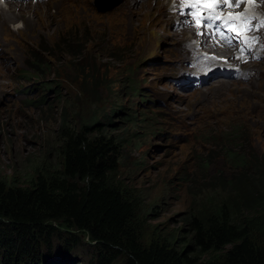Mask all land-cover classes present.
<instances>
[{
  "label": "rangeland",
  "instance_id": "1",
  "mask_svg": "<svg viewBox=\"0 0 264 264\" xmlns=\"http://www.w3.org/2000/svg\"><path fill=\"white\" fill-rule=\"evenodd\" d=\"M103 1L117 4L103 13L95 0H0L1 8L23 12L9 18L0 10V180L18 179L23 186L26 159L41 156L61 110L78 118L102 108L109 128L130 114L135 121L115 131L132 141L123 154L122 178L145 207L159 206L156 219L142 217L141 234L147 241L175 235L187 206L180 177L196 156L217 151L210 137L237 130L264 155V58L239 67L243 78L224 76L181 90L174 77L187 69L183 63L191 53L211 49L199 46L205 32L198 27L191 37L193 26L186 18L181 23L179 0ZM254 3L253 13L264 15V0ZM228 53L220 63L232 69ZM52 240L59 249V239ZM71 255L76 264L92 263L89 248Z\"/></svg>",
  "mask_w": 264,
  "mask_h": 264
},
{
  "label": "trees",
  "instance_id": "2",
  "mask_svg": "<svg viewBox=\"0 0 264 264\" xmlns=\"http://www.w3.org/2000/svg\"><path fill=\"white\" fill-rule=\"evenodd\" d=\"M104 113L61 110L41 156L26 159L23 186L0 180V264H76L77 248L91 250V264H264V155L249 140L237 130L210 137L217 151L196 156L180 177L183 226L147 241L142 217L156 219L159 206L145 207L122 178L132 141L115 132L135 117L109 128Z\"/></svg>",
  "mask_w": 264,
  "mask_h": 264
},
{
  "label": "bare ground",
  "instance_id": "3",
  "mask_svg": "<svg viewBox=\"0 0 264 264\" xmlns=\"http://www.w3.org/2000/svg\"><path fill=\"white\" fill-rule=\"evenodd\" d=\"M181 0H179L178 2H180ZM202 1H204V2H208L210 5H212V4H219V6H222V5H224V6H229V8H228V10H223L222 12H229V11H233V12H236V13H238L239 11L237 10V9H240V7H241V5H238L237 6V8H234L233 6H234V4H235V2H236V0H202ZM181 3V2H180ZM245 5H243L241 8H244L245 7V10H246V12H245V14L244 15H252L253 14V8H254V6H255V3H254V0H245ZM243 3V4H244ZM179 7H180V5H179ZM246 7L248 8V9H250V10H247L246 9ZM11 8V7H10ZM0 10L2 11V15L3 16H8L9 18H17V17H19V16H22V13L23 12H21V10H20V8L18 9V12L16 13V10H13V11H11V9L9 10V11H7L6 9H4V8H1L0 7ZM22 11H23V9H22ZM179 11V12H178ZM178 17H181V23L183 24V21H185V16H183V15H180V13H181V9H178ZM9 14V15H8ZM171 14H168V13H166V12H164V17H167V16H170ZM172 15H175V14H172ZM176 16V15H175ZM167 18H170V17H167ZM186 23V22H185ZM264 26V25H263ZM187 27V26H186ZM191 28H194L191 32H190V36L191 37H193V34H197L198 33V31H199V29H198V27L197 26H193V27H191ZM185 29H182L181 30V35H183L184 36V34H185ZM187 32V31H186ZM257 33L259 34V38L260 39H263L264 38V27L263 28H259L258 30H257ZM219 36V35H218ZM186 38V37H185ZM190 39V38H189ZM203 40V42L202 43H200V45L199 46H205V48H207V50H209V49H211V50H209L208 52H206V53H204L203 54V56H206V55H208V56H210V58L212 59V62H222V61H226V57H228L229 56V53L228 52H230V55H231V51H233L234 49H235V47H234V45L232 44V42H231V40L232 39H230V40H228V41H226V40H224L223 38H218V40L217 41H213V42H211V43H208V41H207V38H206V36H205V34L201 37V38H199V40ZM196 45L198 46V44H194L193 45V47H191V50H193L194 48H196ZM216 47V48H214V47ZM188 47V46H187ZM220 47V48H219ZM223 48V49H222ZM225 49V50H224ZM228 52H227V51ZM240 50H242V51H244L245 50V47H244V45H241V47H240ZM218 57H220V58H218ZM231 62H233V63H235V64H242L243 62H242V60H240V59H237V60H235V59H231ZM243 66H245L246 64H242ZM242 66V67H243ZM213 79V78H212ZM209 81H207V83H205V84H208V82H211L210 81V79H208Z\"/></svg>",
  "mask_w": 264,
  "mask_h": 264
},
{
  "label": "clouds",
  "instance_id": "4",
  "mask_svg": "<svg viewBox=\"0 0 264 264\" xmlns=\"http://www.w3.org/2000/svg\"><path fill=\"white\" fill-rule=\"evenodd\" d=\"M245 0H243L241 3H237L238 2V0H236V2H235V4H234V8H237V4L238 5H241L243 2H244ZM228 8H229V6H227V8H226V10H228ZM224 10V9H223ZM224 13V12H223ZM225 13H233V14H235V15H240V14H242V13H244L245 14V12L244 11H239L238 13H236V12H233V11H229V12H225ZM253 15L254 16H256V17H258L259 19H262V20H264V15H256L255 13H253ZM264 25V24H263ZM264 27V26H263ZM263 27H261V28H263ZM203 32H205L206 33V38H207V41L209 42V43H211V42H213L214 40L213 39H211V38H209V36H208V32L206 31V30H202ZM190 51H193V50H190ZM205 53V52H204ZM204 53H197V52H193V53H191V55H190V58H189V60H188V62H187V64L186 63H183V65H187V69L185 70L184 68V70H182V71H180V72H182L181 74H182V76H181V78H185V80L184 81H180V83H178V82H176V81H174L175 83H176V85H177V87L179 88V89H183V86L185 85V86H188V87H192V88H194V87H199V86H202V85H204V84H200V83H198V81H199V79H197L196 80V78L197 77H202L203 75H199V76H197V77H195V75L196 74H198V73H200V71L198 70V64L200 63V62H202V63H208L209 64V67H210V69H211V67H215V68H220V67H224V66H221V63L220 62H212V59L210 58V56H208V55H206V56H203V54ZM239 55H242V52L239 50V49H237L236 47H235V49L233 50V51H231V55H230V57H231V59H235V60H237L236 59V57L235 56H239ZM252 55H251V53L248 55V54H246L245 55V58H240V60H242V64H246V65H249L250 64V62H252V61H256V60H252L250 57H251ZM239 59V58H238ZM262 60V59H261ZM260 60H257V62H259ZM242 64H233L234 66V68H230L231 70H232V72L234 71V70H236L237 69V71H238V69H239V67H241L242 68ZM226 67V66H225ZM181 69H182V67H180ZM226 68H228V67H226ZM208 71V70H207ZM236 71V73H230V74H222L221 75V77H224V76H229V77H235L236 79H238V78H243V77H240V74L242 73L243 74V72H240L239 74H237L238 72ZM179 72V73H180ZM221 77H219V78H221ZM186 79L188 80L189 79V82L188 83H190V84H188V83H186L185 81H186ZM209 81V80H208ZM218 81V78L216 77L215 78V82H217ZM198 84H199V86H198Z\"/></svg>",
  "mask_w": 264,
  "mask_h": 264
},
{
  "label": "snow or ice",
  "instance_id": "5",
  "mask_svg": "<svg viewBox=\"0 0 264 264\" xmlns=\"http://www.w3.org/2000/svg\"><path fill=\"white\" fill-rule=\"evenodd\" d=\"M183 2H184V0H182V6H183ZM237 6H238V4H237ZM209 7H211V5H209ZM193 8L195 9L193 12H191L190 13V15H191V17H192V21H193V23H194V26H200V24H201V20L203 19V20H205V21H207V23H205L204 24V27H211L212 26V22L214 21V20H217V19H219L220 17H219V15H218V12H210V13H208V15H206L205 17H203V18H198V16H197V13L200 11V9L199 8H197L196 7V5L195 4H193ZM219 11H223V8H221V9H219ZM237 19H239V17H237L236 19H229V23L230 24H232V25H235L236 24V21H237ZM250 19L251 18H249V17H247L246 15H245V17H244V19H243V24H248L249 22H250ZM261 23H264V21H262ZM247 30H252V29H247ZM253 40L255 39V38H252Z\"/></svg>",
  "mask_w": 264,
  "mask_h": 264
},
{
  "label": "water",
  "instance_id": "6",
  "mask_svg": "<svg viewBox=\"0 0 264 264\" xmlns=\"http://www.w3.org/2000/svg\"><path fill=\"white\" fill-rule=\"evenodd\" d=\"M95 4L98 7L99 11L106 13L114 9L115 5L117 4V1L115 2V4L114 3L106 4V2L103 0H95Z\"/></svg>",
  "mask_w": 264,
  "mask_h": 264
}]
</instances>
